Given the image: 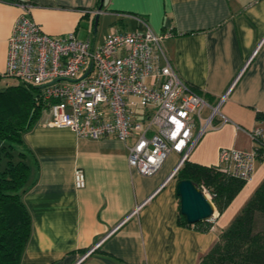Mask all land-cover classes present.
<instances>
[{
	"label": "crops",
	"instance_id": "crops-1",
	"mask_svg": "<svg viewBox=\"0 0 264 264\" xmlns=\"http://www.w3.org/2000/svg\"><path fill=\"white\" fill-rule=\"evenodd\" d=\"M20 2L31 3L29 15L44 32L73 31L94 45L111 27L172 30L163 49L178 75L211 105L226 94L215 125L187 159L218 166L221 148L262 146L247 131L264 130V0H103L96 26L99 0H0V75ZM50 117L45 107L23 134L30 174L22 200L31 231L19 264H199L264 180V157L256 158L251 178L221 211L213 203L211 227L202 231L183 223L178 179H167L178 153L143 175L128 162L132 138L79 137L49 125ZM77 167L82 188L73 182Z\"/></svg>",
	"mask_w": 264,
	"mask_h": 264
},
{
	"label": "built area",
	"instance_id": "built-area-1",
	"mask_svg": "<svg viewBox=\"0 0 264 264\" xmlns=\"http://www.w3.org/2000/svg\"><path fill=\"white\" fill-rule=\"evenodd\" d=\"M19 6L7 38L3 74L37 87V97L51 113L48 124L68 127L79 137L132 138L128 162L143 175L154 173L176 152L180 157L167 179L174 177L201 135L215 125L226 96L211 105L178 75L163 49V41L174 32H155L147 24L143 30L111 27L94 45L73 31L44 32L29 15L31 3ZM247 133L264 144L260 127ZM256 158L255 148H221L218 167L247 181ZM73 182L76 188L85 186L81 168H75ZM200 188L211 198L203 185Z\"/></svg>",
	"mask_w": 264,
	"mask_h": 264
},
{
	"label": "trees",
	"instance_id": "trees-1",
	"mask_svg": "<svg viewBox=\"0 0 264 264\" xmlns=\"http://www.w3.org/2000/svg\"><path fill=\"white\" fill-rule=\"evenodd\" d=\"M100 4V0H99ZM0 77H6L4 74ZM38 89L20 81L0 90V264H19L31 231V218L22 200L29 187L30 166L26 161L23 134L35 124L45 105ZM5 142L7 146H5ZM264 146V144H262ZM255 147L257 158L264 147ZM17 150V159L11 150ZM204 185L221 211L245 182L220 170L185 159L175 175ZM183 223L206 231L209 220ZM199 264H264V180L260 182L231 223L225 227Z\"/></svg>",
	"mask_w": 264,
	"mask_h": 264
},
{
	"label": "water",
	"instance_id": "water-1",
	"mask_svg": "<svg viewBox=\"0 0 264 264\" xmlns=\"http://www.w3.org/2000/svg\"><path fill=\"white\" fill-rule=\"evenodd\" d=\"M103 0H100L95 16V26ZM94 26V27H95ZM92 63L90 62L89 69ZM175 192L179 198V213L186 222L193 224L198 221L209 220L214 215V205L201 188L189 178L178 179Z\"/></svg>",
	"mask_w": 264,
	"mask_h": 264
},
{
	"label": "rangeland",
	"instance_id": "rangeland-1",
	"mask_svg": "<svg viewBox=\"0 0 264 264\" xmlns=\"http://www.w3.org/2000/svg\"><path fill=\"white\" fill-rule=\"evenodd\" d=\"M16 82H18V80L16 78L2 77V78H0V90H3L8 84H12V83H16ZM44 112H46V111H44ZM2 143H5V142H2ZM5 144H6L5 146H7V143H5ZM11 157L13 160L17 159V150L16 149L11 150Z\"/></svg>",
	"mask_w": 264,
	"mask_h": 264
}]
</instances>
